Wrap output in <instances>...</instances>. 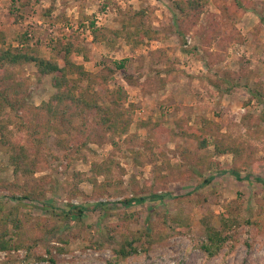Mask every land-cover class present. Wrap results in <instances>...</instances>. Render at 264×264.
I'll list each match as a JSON object with an SVG mask.
<instances>
[{
    "label": "rangeland",
    "instance_id": "374dc122",
    "mask_svg": "<svg viewBox=\"0 0 264 264\" xmlns=\"http://www.w3.org/2000/svg\"><path fill=\"white\" fill-rule=\"evenodd\" d=\"M108 8L107 39L95 40ZM195 13L172 0H0V55L20 47L63 67L68 48L101 108L118 88L128 97L116 129L49 121L38 109L57 92L52 77L0 64V245L38 243L0 248V264H46L49 252L58 264H264V0H204ZM129 17L156 39L133 47L112 34ZM123 59L138 87L97 77ZM153 195L164 198L120 204ZM209 228L226 238L214 256L202 249Z\"/></svg>",
    "mask_w": 264,
    "mask_h": 264
},
{
    "label": "trees",
    "instance_id": "16d2710c",
    "mask_svg": "<svg viewBox=\"0 0 264 264\" xmlns=\"http://www.w3.org/2000/svg\"><path fill=\"white\" fill-rule=\"evenodd\" d=\"M172 1L174 3L176 12H178V14H180L182 17H188L189 15L193 16L192 12H196L195 14L199 16L204 8V0ZM138 21L139 19H136L135 17H129V20H127L126 24L123 25L121 30H116L114 32L109 30V32H112V34L118 38H123L127 44H130L133 47L139 46L146 41L155 40L156 36L153 35L155 32L144 26L137 25ZM91 25L92 34L95 40L99 39V33L103 34V40L107 39L106 32L108 31H106L103 26L97 27L95 21H92ZM178 33L182 38L185 36V33L182 31ZM70 53L71 50L67 48L64 54L65 65L61 67L55 62L45 60L43 58L34 56L27 51L21 50L20 47L16 49L10 48L4 50L1 53L0 64L18 65L23 63H32L37 67L40 77H52L53 87L57 92L49 103L43 104L38 109L39 114L42 112L47 114L49 121H57L60 118H63V120H66V118L71 119L74 115H78L83 117V119H93L95 120L96 124L107 125L108 129H116L119 123L124 121V113L122 112V109L128 98L126 91L122 88H118L116 91L112 92L110 105L108 107L101 108V106L98 104L95 94L90 92V88L82 87V82L86 80L88 81L90 74L85 70L84 66L76 65L70 61ZM128 64H130V60L128 59L116 61L114 62L113 66H105L104 69L106 71L104 72V69L101 70L97 77L100 78L104 83H108L111 79L110 77H112L111 75L120 73L128 85L138 87L142 78L138 77L136 73H131L128 70ZM261 93H264V91H258L257 95H260ZM204 146L206 147L207 144L204 143ZM23 157H26L25 154H23ZM17 159H19V157ZM233 175L237 180H243L237 172H233ZM41 195L43 194L39 192V196ZM33 198L34 195L31 192L22 197H9L10 200L14 201H21L23 199L32 200ZM163 198L164 197L158 195L135 197L120 202V204L124 207H134L143 205L149 201L162 200ZM99 206L102 205H98L97 207ZM74 209H78V212L75 213L74 211H71L67 213L71 220L83 217L85 212L84 208L76 207ZM11 221L15 222L17 225H20V222H16L14 220ZM208 241L209 244L204 245L202 249L208 255L214 256L222 250L226 238L220 231H216L214 228H209ZM27 242L20 240L17 244H11L2 240L0 248L2 252L6 253H12L15 251H25L28 253L30 250H34L37 247V242ZM129 245L132 246L131 243H129ZM134 251L137 253L136 249H134ZM128 252L129 250H127V247L125 246L119 255L122 258H127L129 256ZM39 259L46 264H58L57 261L51 256L50 252L49 254H46V256H43Z\"/></svg>",
    "mask_w": 264,
    "mask_h": 264
},
{
    "label": "built area",
    "instance_id": "2783aa9c",
    "mask_svg": "<svg viewBox=\"0 0 264 264\" xmlns=\"http://www.w3.org/2000/svg\"><path fill=\"white\" fill-rule=\"evenodd\" d=\"M112 14V11L108 8L107 10L103 11L102 13L98 14L95 17V24L97 27H101L103 25H105V23L107 22L108 18L110 17V15ZM192 45V38L190 36H188L186 38V44H185V48H188Z\"/></svg>",
    "mask_w": 264,
    "mask_h": 264
},
{
    "label": "crops",
    "instance_id": "0c3cea01",
    "mask_svg": "<svg viewBox=\"0 0 264 264\" xmlns=\"http://www.w3.org/2000/svg\"><path fill=\"white\" fill-rule=\"evenodd\" d=\"M188 69V68H187Z\"/></svg>",
    "mask_w": 264,
    "mask_h": 264
}]
</instances>
